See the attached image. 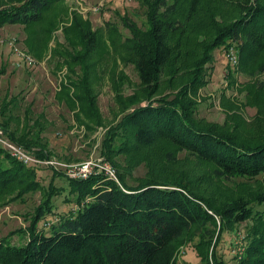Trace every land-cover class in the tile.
I'll return each instance as SVG.
<instances>
[{
    "label": "rangeland",
    "instance_id": "rangeland-1",
    "mask_svg": "<svg viewBox=\"0 0 264 264\" xmlns=\"http://www.w3.org/2000/svg\"><path fill=\"white\" fill-rule=\"evenodd\" d=\"M188 1L176 0L175 17L187 28L184 46L178 59L161 72L160 87L152 99L185 89L189 109L201 125L232 132L249 142L264 140V52H252L234 41L228 48L211 51L212 58L201 62L215 26L232 20L236 8L222 0H205L188 19ZM147 13L145 0H63L38 22L0 27V124L9 121L8 128L17 135L39 140L50 152L49 159L58 162L29 165L38 174V190L18 199V190L0 197V238L8 236L16 244L27 241L28 233L19 229L27 230L54 171L62 173L55 176V186L63 188L52 199L54 212L70 210L75 201L69 193L68 169L88 159L112 161L131 185L152 178L181 182L214 206L238 197L250 200L264 192L262 176L225 177L211 161L166 140L125 149L123 140L113 136L107 146L109 159L102 153L109 130L150 98L131 61L127 26L132 21L148 28ZM81 28L98 35L97 48L85 61ZM198 73L204 81L200 84L194 79ZM39 148L29 151L36 155L33 151ZM215 218L216 223L207 224V236L201 238L200 229L195 228L181 237L177 264H238L254 222L229 224ZM44 222L45 218L39 220V228Z\"/></svg>",
    "mask_w": 264,
    "mask_h": 264
},
{
    "label": "trees",
    "instance_id": "trees-1",
    "mask_svg": "<svg viewBox=\"0 0 264 264\" xmlns=\"http://www.w3.org/2000/svg\"><path fill=\"white\" fill-rule=\"evenodd\" d=\"M60 1L63 0H0V27L38 22L46 10ZM204 1H188V19L196 15ZM222 1L235 6L236 16L215 26L201 62L212 58L211 51L228 48L234 41L242 42L252 52H264V0ZM145 2L148 28H140L132 21L127 26L131 32V61L150 98L147 104H138L124 114L109 130L102 153L109 159L107 146L113 136L123 140L121 148L125 149L166 140L211 161L225 177L264 179V140L249 142L232 132L201 125L189 109L191 100L184 95L185 89L173 96L152 99L159 90L161 72L179 57L187 28L175 17L176 0ZM80 33L85 61L97 48L98 35L89 28H81ZM194 79L195 83L204 82L200 75ZM89 91L87 86L86 93ZM8 127L9 121L0 124L9 140L27 150L42 146L33 153L42 159L51 157L39 140L25 133L17 135ZM61 175L54 171L44 201L31 216L27 230L19 229L28 233L27 241L16 244L8 236L0 238V264H177L181 237L195 228L200 229L201 238L207 236V224L216 223L215 217L229 224L252 220L254 224L243 248L245 254L238 264H264V192H257L250 200L238 197L214 206L181 182L152 178L131 185L118 173L119 184L100 172L87 179L68 178L75 204L57 214L52 199L63 188L59 190L54 179ZM37 176L35 166L17 160L0 144V197L18 190V199L38 190L41 183ZM50 214L52 217L47 216ZM42 218L45 222L51 220L50 226L44 222V227L39 228ZM200 255L204 260L205 255Z\"/></svg>",
    "mask_w": 264,
    "mask_h": 264
},
{
    "label": "built area",
    "instance_id": "built-area-1",
    "mask_svg": "<svg viewBox=\"0 0 264 264\" xmlns=\"http://www.w3.org/2000/svg\"><path fill=\"white\" fill-rule=\"evenodd\" d=\"M231 58L236 61L235 56ZM31 61L32 60H30V62ZM0 135V144L7 148L14 158L23 162L26 165H53L58 163L51 159H42L36 155H33L29 150L25 149L23 146L12 142L11 140H9V138L5 137L1 128ZM68 170L71 178L87 179L92 174L101 172L107 174L120 184V181L118 179L117 168L106 159H88ZM51 223L52 221L48 220L45 222V226H50Z\"/></svg>",
    "mask_w": 264,
    "mask_h": 264
}]
</instances>
